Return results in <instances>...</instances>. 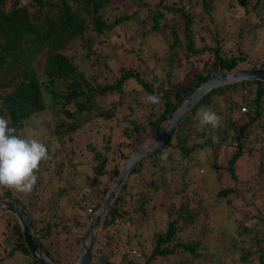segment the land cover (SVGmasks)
I'll return each mask as SVG.
<instances>
[{"label":"trees","instance_id":"trees-1","mask_svg":"<svg viewBox=\"0 0 264 264\" xmlns=\"http://www.w3.org/2000/svg\"><path fill=\"white\" fill-rule=\"evenodd\" d=\"M257 3L224 2L227 10L239 6V18L251 21V27L246 30L249 34L264 30V1ZM213 11L215 13L212 0H0V117L10 118L9 126L16 129L15 134L26 138L22 129L34 115L45 111L52 115L46 123L48 137L40 141L47 147L49 158L39 164L35 173L37 183L30 196L42 182V172L48 164L57 161L56 176L63 171V163L55 158L53 143L62 147L71 141L75 132L97 125L103 115L114 117L110 106H102L101 100L116 93L121 98L125 94L127 106L133 113L138 92L145 96L154 92L162 94L159 104H147L157 112L148 111L145 122L124 125L122 140L115 151H112L108 135H102L100 151L90 148L92 161L96 162L91 165L93 175L87 177L79 202L68 199L66 205L70 210L58 209L55 204L66 196V188L59 185L56 198L50 199L51 205L43 211L40 221L32 217L33 212L36 217L34 209L32 213L27 212L26 206L11 194H16L15 191L0 188L3 189L0 199L24 212L33 238L55 264H66L70 258L64 251V242L71 249L68 236L72 237V227L80 231L87 227L114 182L118 166L149 136L158 135L183 98L213 75L240 69H264V57L249 59L240 51L233 54L224 50L225 40L220 35L222 24L218 23L221 28L214 24ZM220 19L224 21L223 16ZM149 38L162 47V50L149 53L150 59L143 52V45ZM236 38H243L242 29ZM95 40L100 47L94 44ZM120 40L125 41L127 51L134 54L135 59L128 69L117 65L119 74H116L107 64V56L99 51L110 42L115 44ZM197 41H201L200 46ZM114 46L112 56L116 54ZM158 52L160 56L155 55ZM203 53L208 58H202ZM151 59L157 64L161 60L165 62L161 66L164 76L152 78L153 81L146 79ZM184 60L190 73L184 83L174 86L169 79L170 73L182 67ZM216 97L223 103L222 111H214L221 116V126L215 129L200 127L194 119L197 111L201 107H212ZM122 103L119 99L117 105ZM121 119L126 117L121 116ZM213 137L218 138V142H214ZM220 148L233 151L224 169L229 183L217 192V197L228 205L237 196L234 167L238 160L246 157L251 161L254 179L264 178L263 83L242 82L211 91L187 113L163 148L137 161L96 227L89 264H191L183 254L195 257L205 254L206 247L200 240L206 235L203 224L208 218L207 208L201 200L197 202L201 209L193 207L187 197H178L177 191L168 194L166 189L172 183L173 170L194 174L192 168L198 165L194 153L202 150L210 151L204 163L207 176L214 173L220 178L223 174V165L218 163ZM109 152H114L115 157ZM164 153L167 154L166 162L160 160ZM254 179L250 181L255 183ZM159 193H162L160 198L154 200ZM88 208L91 211L86 213L82 223L73 217L77 210ZM1 214L13 222L2 241L3 247H9L8 256L21 254L27 259L26 264H38L29 255L16 219L8 213ZM156 216L164 221V228L151 234L148 253L140 242L138 245L144 253L139 246L135 250L128 248L131 241H136V231L147 227ZM254 225L249 229L238 228L249 236L246 247H239L242 243H237L233 236L228 240L225 251L231 264H264V226ZM118 228L132 229L133 233L128 237L123 231L122 236ZM187 229L193 234L184 233ZM237 234L239 236V231ZM62 235L63 240L59 238ZM57 236L61 243L56 241ZM79 236L73 241V261ZM106 246L111 251L102 253ZM113 253L120 255L121 263L112 259ZM228 261L223 264H229Z\"/></svg>","mask_w":264,"mask_h":264},{"label":"rangeland","instance_id":"rangeland-1","mask_svg":"<svg viewBox=\"0 0 264 264\" xmlns=\"http://www.w3.org/2000/svg\"><path fill=\"white\" fill-rule=\"evenodd\" d=\"M168 1L170 2L172 0ZM223 1L225 2L227 0H212L213 10H215V13L213 11L212 14L215 18L214 24H217L218 28H221L218 23L222 24L220 35L223 40H225L223 46L224 50L233 54H236V52L240 51L249 59L263 58L264 30L258 29L254 32V34H249L246 32V30L251 27V21L249 19L242 20L239 18V14L241 13L239 6H233V10L232 8L228 7V11L226 4H224ZM263 1L264 0H247L250 5L257 2L261 3ZM251 14L253 16V13ZM221 16H223V22H220ZM241 29L243 31V38L237 39L236 35ZM113 43L114 42H110L107 46H103V49L99 52L104 53L107 56L106 62L109 65V68H111L116 74H119V68L117 65L122 66L124 69H128V67L133 64L135 55L130 54L127 51V45L125 44V41L120 40L116 41L115 44ZM94 44H97V46L100 47L96 40ZM200 45L201 41H197V46ZM113 46L116 47L115 56L111 55V52L114 51ZM159 46L160 45L158 42H156L153 38H149L143 45L144 56L148 58L149 53L153 54L155 51L162 50V47L160 48ZM160 53L161 52H158L155 55L160 56ZM202 58L206 59L208 58V55L203 53ZM164 64L165 62L163 60L157 64L154 59H151L148 62L149 73L146 75V79L153 81L152 78L164 76V73L162 74L161 69V66ZM92 68L95 69L94 66H92ZM188 73H190L189 66L184 60L182 67L179 66L178 68L173 69L170 73L171 76L169 79L172 85L175 86L184 83ZM132 85H134V83H132ZM127 98L128 96L126 97L125 94H123L121 98L117 93L107 96L101 100L100 103L104 107L106 105L110 106V108L113 110L114 117L111 118L112 120L110 117H108V115H103L102 118L98 120L97 125L87 126L83 131L81 130L75 132L71 138V141L65 142L64 146L57 147L55 143L52 144V149H54L53 152L56 154V160H60L61 163H63L61 167V169L63 168V171L59 172L56 176L55 170L58 168L57 161H53L48 164L45 170L42 172V182L35 189L33 196H30L29 193L15 194L11 192V194L16 196L18 201L26 206L27 212L32 213L33 209L36 211V217L34 212L32 213V217L34 219L40 221L44 213L43 211L51 205L49 204L50 199L56 198L55 191L58 185L66 188V196H64V198L60 199L59 201H55L58 209L70 210V208H68L66 205L69 198H74V201L79 202L80 195H82V188L88 182L86 181L87 177H92L93 175L91 165L96 163L94 160L92 161L90 148L95 147L96 151H100V139L102 135L109 136L110 146L113 148L112 151H115L117 144L122 140L124 125L127 127V125L129 126L130 122H145L149 114L148 111H150V113L157 112L156 108L151 106L148 107L146 96L143 93L138 92L136 94L137 104L133 109L134 112L132 113L127 106L129 103ZM119 99L121 102H123L121 106L117 105ZM222 107L223 103L221 98L216 97L214 105L210 107V109L213 111H222ZM121 116H125L126 119L122 120ZM49 118L51 119L52 115H48L46 111L34 115L30 119L29 124H27L22 129L23 131L21 130L22 134H24L25 137L29 139L35 138L38 141H41V139L46 140L48 137L46 123L50 122ZM155 138L156 137L149 136V139L142 143L139 147L146 144L150 145L154 142ZM232 152L233 151L231 149L226 148H220L219 150L218 163L223 165V174L220 178H216L214 173H211L209 176L206 174V165L204 166V163L206 164L210 157V151L207 150L194 153L195 158L198 161V165L192 168L194 174L191 171L183 173L181 170H173L172 172V183L169 185V187H167V193L174 194L177 191L178 197H187L191 201L193 207L196 208L198 207V200H201L203 206L208 210V218L203 224L206 235L203 236L201 234L202 239L200 240V243H202L203 247H206L207 251L205 254H202L198 257H195L189 253L183 254L182 256L188 259L191 264L226 263V261L230 259L229 255H226L225 251V248L228 245V240L230 241V237L233 236L238 240L237 243H242L239 244V247L242 245L244 248L248 245L249 236L246 235V232H243L242 229H238L239 227H245L249 229L255 226V223L257 227L259 224L264 226V178L257 177L256 180L254 179L255 174L250 169L252 167L251 161L246 157L238 160L236 162V166L234 167V172L237 176V180L235 181L237 196L231 200L228 205L224 199L217 197V192L223 187H226L229 183L227 181L226 174L224 175V173H227L224 169L227 166L225 163L226 159L228 156H230V154H232ZM109 155L111 157H115L114 152H109ZM121 165L118 166V171ZM250 178H253L255 183L251 182ZM190 194H192V196H190ZM161 195L162 193H159L154 200H158ZM198 208L201 209V206ZM202 212L204 213V211ZM1 213L6 212L0 211V264H26L27 259L24 256L21 254H16L12 257H9V247L5 248L2 246L3 238L6 234H9L13 222L10 218ZM86 213V209L85 211L77 210L73 217H76L82 223V221L85 219ZM257 216L260 218L259 221L256 218ZM146 225L148 226H144L142 229L136 231V241H131L127 246L128 248L135 250L136 247L139 246L138 242H140L142 243L144 252L148 253L151 245V234L155 231L162 230L164 228V221H162L160 217L156 216ZM85 229L86 227L80 231L78 227H72V237L68 236L69 244L72 243L69 246H72V248H68V244L64 242V251L68 252V255H70V258L67 259L66 264H76L79 243L75 258L76 260L73 261V258H71V256H73L74 249L73 241L75 236L79 234L81 235ZM118 230L122 232V236L123 231L124 236L127 235L128 237H130L133 233L132 229L127 230L125 228H118ZM237 231L240 233L239 236ZM184 233L188 235L193 234L189 229L185 230ZM63 237L64 235L61 237L59 236L60 239ZM199 237L201 236L199 235ZM57 238L58 236L55 238L56 241L60 242L63 240H57ZM95 241L96 239L94 240L93 247L95 245ZM142 248L139 246V249L143 252ZM110 251V247L108 246L102 249V253H108ZM215 255H218L219 257L216 258ZM112 259L116 263H121V258L118 253L117 255L113 253ZM228 263L231 264V261H228ZM165 264L171 263L166 262Z\"/></svg>","mask_w":264,"mask_h":264},{"label":"water","instance_id":"water-1","mask_svg":"<svg viewBox=\"0 0 264 264\" xmlns=\"http://www.w3.org/2000/svg\"><path fill=\"white\" fill-rule=\"evenodd\" d=\"M249 81H257L264 84V69H240L230 72H222L209 77L182 99L172 113L168 123L159 131L153 143L139 147L127 157L125 162L121 165L113 184L108 189L102 204L96 210L86 229L80 235L76 264H89L92 257V247L95 240L96 227L100 223L102 215L106 212L111 201L115 197L119 187L124 182L127 175L132 171L137 161L148 154L163 148L169 141L175 128L205 95L218 87ZM0 211L10 214L16 219L20 227L24 244L34 261L38 264H55L48 259L39 248L31 234L27 218L21 209L8 201L0 199Z\"/></svg>","mask_w":264,"mask_h":264},{"label":"clouds","instance_id":"clouds-1","mask_svg":"<svg viewBox=\"0 0 264 264\" xmlns=\"http://www.w3.org/2000/svg\"><path fill=\"white\" fill-rule=\"evenodd\" d=\"M161 98L159 93L146 94V102L152 105L159 104ZM194 119L200 127L221 126V117L210 108L201 107ZM10 122V118L0 117V188L28 194L37 183L39 164L49 158L48 149L35 138L16 135ZM213 141L218 142V138L213 137ZM160 160L166 162L167 154H162Z\"/></svg>","mask_w":264,"mask_h":264},{"label":"built area","instance_id":"built-area-1","mask_svg":"<svg viewBox=\"0 0 264 264\" xmlns=\"http://www.w3.org/2000/svg\"><path fill=\"white\" fill-rule=\"evenodd\" d=\"M240 111H241V112H245V109L240 108ZM86 211L89 213V212L91 211V208H88Z\"/></svg>","mask_w":264,"mask_h":264}]
</instances>
